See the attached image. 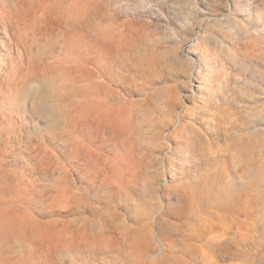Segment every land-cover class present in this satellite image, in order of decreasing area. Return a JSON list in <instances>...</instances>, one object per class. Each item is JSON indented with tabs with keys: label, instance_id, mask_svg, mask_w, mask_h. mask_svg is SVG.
I'll use <instances>...</instances> for the list:
<instances>
[{
	"label": "rangeland",
	"instance_id": "1",
	"mask_svg": "<svg viewBox=\"0 0 264 264\" xmlns=\"http://www.w3.org/2000/svg\"><path fill=\"white\" fill-rule=\"evenodd\" d=\"M0 264H264V0H0Z\"/></svg>",
	"mask_w": 264,
	"mask_h": 264
}]
</instances>
